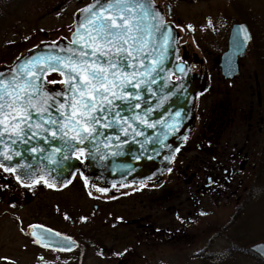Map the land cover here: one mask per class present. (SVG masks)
Listing matches in <instances>:
<instances>
[{
  "label": "rangeland",
  "instance_id": "374dc122",
  "mask_svg": "<svg viewBox=\"0 0 264 264\" xmlns=\"http://www.w3.org/2000/svg\"><path fill=\"white\" fill-rule=\"evenodd\" d=\"M91 1L74 0L58 6L52 0L39 11L34 10L29 13L20 26L21 31L16 30L10 35L20 43H14L1 50L0 67L11 65L27 50L37 45L56 42L62 38L69 39L79 10ZM154 1L163 10L166 20L175 24L179 46L189 49L193 53L192 56L201 57L207 69L210 80L209 89L196 101L195 129L184 145L189 147L197 144L208 145L212 124H214V114L218 113L219 107H224V111L225 108L228 109L231 98H235L232 93L236 87L231 90V85L224 82L218 67L219 56L226 48L228 29L238 19H260L262 48H264V0ZM166 5H170V15H167ZM254 61L255 59L250 56L240 59L243 75L247 74L250 67L257 65ZM201 67L192 64V70ZM262 67H264V57H262ZM61 79L59 74L52 73L46 77V82ZM241 81L243 79L239 80ZM262 95V174L260 175L258 165L250 164L246 169L243 177L249 196L242 207L243 203L238 201L228 200L226 204H218L216 200L219 196L209 193L202 198L188 199V196L194 193V189L191 186H182V180L176 174L179 165H176L172 166V171H168L157 185L130 183L96 188L91 191L86 182L78 176L73 182L63 186L50 187L43 181L35 183L30 192V188L24 191L14 185L15 191L25 197L23 204L16 209H19L21 214L49 209L73 211L72 214L77 219L74 229L76 228L75 231L81 236L87 233L88 227L97 224L98 236L102 242L101 252L87 250L88 253H85L79 261L82 254L77 253L74 264L77 261L78 264H201L195 256L202 253L212 256L209 264H222L223 261H218L217 257L225 258L224 264H263L253 254L239 253L235 255L236 257H228L227 252L232 249V244L218 230L220 225L224 227L231 225L230 228L222 230L233 234L232 226L237 225L246 231V240L254 239L255 242L264 240L262 239L264 238L263 90ZM215 103L220 106H215ZM200 130L206 137L200 138ZM200 139L202 143H199ZM184 150H186L187 159L184 166L187 164L190 167L186 174L187 178L193 171L191 166L196 167L199 163L197 153H194L193 149ZM8 176L7 173L0 172V177L7 179ZM12 182H14L13 178ZM21 186L25 188L23 184ZM97 189H105V191ZM13 199L18 197L15 195ZM181 202L182 205L179 206ZM93 205H98V209L94 210ZM175 206L184 210L177 215ZM0 209H10V207L1 204ZM164 213L165 217H163ZM188 214L190 218L187 219ZM2 220L0 229L3 228L6 231L13 226L8 218ZM180 220H185L186 228L175 237L168 234L163 236V233L159 232L161 236L156 240L153 239L151 233L154 227L173 225ZM111 223L114 224L111 226ZM129 223L131 226L128 225ZM142 225L148 227L147 230L153 229L149 233L151 238L145 240L147 230L141 229ZM27 241V238L12 241L0 240V257L7 258V264H73L72 258L68 260L62 256L40 251Z\"/></svg>",
  "mask_w": 264,
  "mask_h": 264
},
{
  "label": "snow or ice",
  "instance_id": "6c2138e0",
  "mask_svg": "<svg viewBox=\"0 0 264 264\" xmlns=\"http://www.w3.org/2000/svg\"><path fill=\"white\" fill-rule=\"evenodd\" d=\"M239 35L243 42L249 39L243 26ZM172 42V30L151 0H93L79 10L66 46L55 54L25 60L7 73L0 72V168L16 175L24 187H30L25 180L47 184L45 167L37 169L29 157L47 161L55 166L51 169L55 172L73 150L80 155L87 150L89 158H94L92 148L99 151L101 144L118 147L115 142L121 141V136L144 135L137 124L155 128L159 121L149 117L168 96L154 109L147 104L145 93L155 96L152 86L158 81L167 85L162 73ZM240 46L238 40L237 51ZM54 47H58L55 42ZM50 71L63 77L48 81L63 85L61 89L45 86ZM179 71H184L183 66ZM180 117V111L173 114L174 120ZM163 127L178 130L175 123L165 122ZM53 142L57 146H52ZM145 142L170 147L150 136ZM41 145L49 146L50 151ZM47 239L46 233H40L37 242Z\"/></svg>",
  "mask_w": 264,
  "mask_h": 264
},
{
  "label": "flooded vegetation",
  "instance_id": "af4514ba",
  "mask_svg": "<svg viewBox=\"0 0 264 264\" xmlns=\"http://www.w3.org/2000/svg\"><path fill=\"white\" fill-rule=\"evenodd\" d=\"M239 22H244L250 32V42L244 57L254 58V64L257 65L250 67L251 69L245 75H243L239 65L238 76L227 82L231 85V90L236 87L234 93L231 92L235 98H231L229 108H225V111L223 110L224 107H219L218 113L213 109L216 114H214L210 144L179 147V149H193L192 151L198 156L199 165L191 166L193 171L186 178L190 167L187 164L184 166L187 161L186 150L185 152L182 151L179 169L176 173L184 185L194 189V193L188 196L190 200L196 197L202 198L209 193L217 197L223 195L233 202H244L248 198L243 177L246 169L250 164L258 165L260 175L262 174V90L264 91V82H262L264 79L262 22L260 19H238L233 23ZM192 54L187 48L183 54L185 60L191 63V67L193 64ZM192 72L198 77L202 73V69L192 70ZM240 79L243 81L239 82ZM197 98L198 96L195 101ZM216 105L219 104L215 103ZM226 111L229 115L223 114ZM199 133L200 136L205 135L202 134L201 130ZM0 172L5 171L0 168ZM6 173L9 175L7 179L0 177V207L1 204H6L10 209H0V221H3V218H8L13 226L7 228L6 231L3 228L0 229V240L12 241L27 238V242L38 250L66 259L72 258L74 264L75 256L73 253L42 248L39 246L38 240L31 235L32 227L38 225L79 242L81 237L75 231L76 228L74 229L77 219L72 214L73 211L49 209L28 211L21 214L22 212L16 208L23 204L25 197L18 194V191L16 192L13 187L17 185L19 189L24 191H27V188H22L21 184L15 181L12 182V176L8 172ZM15 195L18 199H13ZM150 226L152 228V225ZM6 262L7 258L0 257V264H7Z\"/></svg>",
  "mask_w": 264,
  "mask_h": 264
},
{
  "label": "water",
  "instance_id": "95a60500",
  "mask_svg": "<svg viewBox=\"0 0 264 264\" xmlns=\"http://www.w3.org/2000/svg\"><path fill=\"white\" fill-rule=\"evenodd\" d=\"M151 2L155 11L158 12L162 18L163 23L171 28L173 41L171 48L167 53V62L165 64L166 71L162 73V75L168 80L167 85H164L162 81H158L156 85L152 86L156 91L155 96L145 93L147 104L151 105L154 109H156V106L160 103L162 97L166 94L168 96V99L164 101L163 105L154 110L149 117L151 121H159V123H157L155 128H147L144 125L137 124V127L143 131L144 135L136 136L130 134L128 137L121 136V141L115 142L118 147L104 148L103 144H101L99 146V151H97L96 148H92L91 152L94 158H89L88 151L86 150L84 154L86 158L85 163H82V161L77 158L75 153L78 152L73 150L69 153V159L66 161L62 160L61 167L55 172L51 171L55 166L48 164L47 161L36 162L32 161L29 157V162L34 163L37 169L41 166L45 167L48 172V175H46L45 178L49 182L54 184L68 182L77 170H82L84 175L89 178L90 181L98 183L101 186L110 184L118 185L127 182L150 181L154 178L159 179L169 169L177 147L192 131L194 124V98L198 93L206 90L208 83L207 75L205 72L201 78H196L190 74V68L187 63L178 61L177 34L175 27L170 22H164V16L160 8L152 0ZM92 3L93 1L90 4ZM78 18L79 14L75 20L74 31ZM241 26L246 29L249 37L246 42H243V35L238 36V29H240ZM71 38L72 34L70 40ZM238 40L241 41L239 51L236 49ZM249 41L250 34L245 24H234L231 27L228 39V49L221 55L219 63L221 74L225 79H231L238 74V58L242 57L245 53ZM68 42L69 41L67 40L55 42V45L58 47H54V43L36 46L22 55L10 67L4 69L0 68V72L7 73L8 70L15 65L35 56L48 55L50 53L55 54L59 47L66 46ZM199 63L202 64L201 59H199ZM181 66L184 68L183 72L179 71ZM49 73L58 72L50 71ZM171 75L185 79L183 82L172 81L170 79ZM45 86L49 89L56 90L62 88L49 87L46 83ZM144 106L145 105L142 103V107ZM176 111L181 112V117L174 120L173 114ZM165 122L169 124L175 123L178 130L173 131L171 127H163ZM149 136L152 137L153 140L159 138V140L163 141L164 145H170V147L161 146L160 143L145 142L146 137ZM41 146L50 151L49 146ZM52 146H57V142H53ZM117 152L118 154H114ZM101 156L104 158L101 159ZM165 156H169L171 159L166 160ZM149 177H151V179H149ZM25 181L32 182V180ZM42 231L43 233H46L48 239L41 242V245L66 252L73 250L76 246V242L68 237L56 235L57 233L47 229H43ZM34 233L35 232H33V234ZM249 250L264 262V242L254 243L249 247Z\"/></svg>",
  "mask_w": 264,
  "mask_h": 264
},
{
  "label": "trees",
  "instance_id": "16d2710c",
  "mask_svg": "<svg viewBox=\"0 0 264 264\" xmlns=\"http://www.w3.org/2000/svg\"><path fill=\"white\" fill-rule=\"evenodd\" d=\"M52 0H0V52L4 48L10 47L14 43H20L17 41V39L10 37L11 34H14L16 30L19 32L20 26L22 25L23 21L25 20L26 16L31 13L34 10H38L41 8H44L48 3H50ZM74 0H54L53 3L56 5H65L68 2H71ZM18 34V33H17ZM17 41V42H16ZM22 42V41H21ZM5 63V62H1ZM5 66V65H3ZM177 162L181 160L180 156H177L176 159ZM218 204H226L228 202V199L225 196H220L217 198ZM182 205V202L179 203V206ZM244 206V204L241 205V207ZM177 212H181L180 208L178 209V206H175L174 209ZM173 213V212H172ZM165 213L163 214V217H165ZM187 219L190 218L189 214L186 217ZM185 218V220H186ZM185 220H180L178 223L173 225H166L165 227H154L153 232L151 233V230H147L148 227H143V229L147 230V233L145 235V240L148 238H151V234L153 239L156 240V238H159L161 235L159 232L163 233L162 235H170L174 236L178 234L180 231L184 230L185 227ZM193 221V219H192ZM96 225V226H95ZM89 227L87 230V233L83 234L81 237L80 246L77 249V253L82 254L79 258L80 260L84 257L87 250H93L94 252H101L102 244L99 235L98 225L95 224ZM157 225V224H156ZM155 225V226H156ZM112 226V224H111ZM154 226V225H153ZM231 225H227L226 227L220 225L219 226V233H223L224 237L232 244V249L227 252L228 257L241 254H251L248 250L249 245L254 243V239L252 240H246V231L241 229V226L233 225V234L225 233L222 229L223 228H230ZM151 233V234H149ZM173 237V238H174ZM264 239V238H262ZM254 241V242H253ZM264 241V240H263ZM195 257H198L199 261H201V264H209L211 263L212 256L205 255L204 253L197 255ZM223 257H217L218 261L224 264ZM217 264V263H213Z\"/></svg>",
  "mask_w": 264,
  "mask_h": 264
}]
</instances>
